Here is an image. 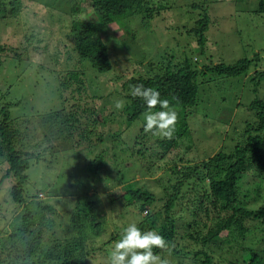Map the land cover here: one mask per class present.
<instances>
[{"label": "trees", "instance_id": "trees-1", "mask_svg": "<svg viewBox=\"0 0 264 264\" xmlns=\"http://www.w3.org/2000/svg\"><path fill=\"white\" fill-rule=\"evenodd\" d=\"M40 1L34 2L45 7L47 18H53L50 23L54 26L58 24L55 20L60 16L63 19L66 14L67 19L61 24L65 28V42L70 46H56L51 53L57 59L55 67L50 65L61 100L57 109L36 116L24 111L13 115V107L21 100L12 96V85L0 80V185L4 183L8 187L0 210H7L8 204L22 208V213L0 230V235L6 234L0 238V264H109L108 246L111 243L114 247L111 240L120 239L118 236L103 239L106 227L117 228L111 213L115 217L124 216L131 205L137 207L138 215L145 212L144 217L135 220L142 231L155 230L169 242L165 249H153L168 264H184V261L185 264H264V65L260 64L258 55L240 58L232 64L208 61L203 66L197 60L164 55L156 58L155 68L149 64L147 72L141 63L143 72L126 65L117 68L101 38L100 27L132 16L152 18L168 5L155 6L153 0ZM26 4L23 0H0V19L15 18L19 25L21 9L30 8ZM87 9L91 14L84 13ZM206 11L202 9L203 14L188 31L200 52L204 51L209 24ZM256 12L264 16V0H258ZM34 37L24 35L19 45L0 44V77L5 71L4 60L20 63L24 54L30 57L28 51L38 55L33 56L36 63H44L46 45L41 46ZM66 52L76 62L75 67L65 63L63 68L60 64ZM46 63H50L48 58ZM80 64L94 74L120 73L119 78L113 77L114 84L123 95L126 103L123 112L128 113L129 121L148 110L142 98L132 95L133 86L155 88L170 108L179 107L184 112L197 106L202 84L232 78L229 87L247 88L249 98L247 105L238 103L236 110L251 111V117L235 123L230 149L209 155L205 147L198 149L203 144L195 143L187 116L175 110L177 120L171 137L159 131L146 132L143 127L144 133L137 134L134 143L121 145L119 135H114V140L119 141L118 153L124 152L126 159L114 153V165L107 164L103 159L104 148L93 150L95 144L104 140L96 126L102 119L104 123L107 114H101L93 105L96 96L89 90L85 73L78 70ZM160 110L159 104L151 109ZM199 135L204 140L210 138L206 132ZM53 140L65 144L52 150ZM144 145L148 147L144 148L146 151L140 149ZM69 148L73 151L71 160L65 153ZM172 152L175 158L170 155ZM59 154L65 155L66 169L54 174ZM166 156L171 157L167 162L161 166L155 164L165 161ZM133 162L142 166L147 177L155 167L165 168L162 198L144 183L119 187L125 182L122 171ZM153 164L155 167L150 169ZM106 165L110 167L103 175ZM28 173L37 175V181L42 184L39 188ZM99 183L101 189H106L102 197L97 196ZM48 187L51 189L46 192ZM59 189H64V195L69 190L75 196L72 203L58 200L60 209L66 207L63 215L57 214L56 204L41 200V193L49 196ZM158 200L163 201L161 207L157 206ZM11 213L9 210L0 216L5 218ZM60 216H64V221Z\"/></svg>", "mask_w": 264, "mask_h": 264}, {"label": "rangeland", "instance_id": "rangeland-1", "mask_svg": "<svg viewBox=\"0 0 264 264\" xmlns=\"http://www.w3.org/2000/svg\"><path fill=\"white\" fill-rule=\"evenodd\" d=\"M23 1H27L26 7L30 8L21 9L18 15L19 25L15 18H12L13 21L0 19V44L19 45L23 42L22 38L24 35L33 34L35 35L34 39L39 41L41 46L46 45V47H43L46 60L44 63H36L37 59L33 57L36 54L31 51L27 52L31 53L30 57L24 54L20 63L7 58L4 60L5 71L1 75L0 80L4 79L12 85V96L21 100L18 106L13 107V115L24 111L36 116V113L42 114L49 110L57 109L61 102L54 80L55 73L50 65L55 67L57 59L51 53L57 48L56 46H70V44L65 42L63 30L65 28L61 24L63 19L66 21L67 16L65 14L66 18L64 16L63 19L60 16V20H55V23L58 21V24L54 26L50 23L53 18H47L48 13L45 7L35 3L34 1L36 0ZM45 1L48 0H41L40 2ZM153 2L155 6L166 4L169 7L160 10L152 18H144L141 15L132 16L128 20L100 27L101 38L107 45L110 58L117 68L123 69L126 65L131 70L137 69L139 72H143L140 70L141 67H139L141 63L145 67L143 70L146 69L147 72V69H149L148 65L152 63L153 68H155L158 63L155 61L156 58L158 59L164 55H169L179 60L186 58L193 61L197 60L199 66L205 65L208 61L232 64L240 58H252L258 55L260 64L264 65V16L256 12L258 0H153ZM203 3L207 4L204 5ZM201 4L203 5L201 6ZM201 7H203L204 12L206 8V14L209 18L203 52H200L195 38L188 33L199 19L202 13ZM86 12L91 14L88 9L84 13ZM80 17H85V14H80ZM47 58L50 63H46ZM71 58L70 53L66 52L65 56L60 60L63 68H65V63H71L75 67L76 62H73ZM80 63L87 65L86 62ZM81 64L78 70L85 73L86 81L90 84L89 90L96 96V101L93 102V105L101 114H107V117L104 118V123L102 119L99 125L96 126V131H101L104 140L101 143L96 142L97 144L94 145L93 150L95 151L97 148V150H101L103 147L105 150L103 159L106 160L107 164L114 165L113 163L116 160L112 154L119 155L121 159H126V155L122 151L118 153L117 143L119 144V141L114 140L113 136L119 135L118 139L121 145L134 143L137 134L142 135L144 133L145 113L134 121L127 119L128 113L125 114L123 112L126 105L125 100L123 101L120 89L118 90L117 85L114 84L113 77L119 78V72L94 74L89 68L86 70L83 66V68L80 67ZM233 80V78L227 81L217 79L211 83L202 84L199 89V101L197 102L196 111L193 110L196 107L184 112L179 107L175 108L180 115L183 116L185 114L187 116L186 121L195 143L200 146L201 143L199 141L202 142L203 145L198 149L202 150L205 147L209 155H213L221 149H230L232 147L230 139L233 138L235 123L242 121L241 119L244 117H251V111L244 112L242 108L240 111L236 110L238 103H241V106L247 105L249 98L247 88L243 86L239 88L229 87L228 82L233 83ZM117 102L121 104L119 109L115 107ZM205 132L210 137L208 140L202 139L199 135V133L204 134ZM61 144H65L64 141L55 142L53 140L51 149L55 150ZM144 148L148 147L144 145L140 149L146 151ZM65 153L68 159L70 158L69 160H71L73 156L72 149L69 148ZM170 155L175 158L174 152ZM140 158L142 159V156ZM170 158V156H166L165 161H157L155 164L161 166ZM56 159L57 165L53 169L54 174L65 168V155L59 154ZM62 165L64 166L62 167ZM149 165L150 163L147 164L148 168ZM109 167L110 165H106L103 168V175ZM154 167L153 164L150 169ZM156 168L158 169L156 170ZM164 169L155 167L153 174L147 177L144 169L142 170V166L138 162H133V165H127L126 169L122 171L125 182L119 187L122 188L123 185L133 182L134 184L135 182L136 184L144 183L158 198H162L161 184ZM46 173L45 168L44 174ZM28 174L29 178L35 180V185L39 188L42 184L37 181V175ZM40 175L38 173V176ZM100 187L101 183H99L97 189L98 197H102V193L106 191V189L103 190ZM7 188L4 183L0 185V203L7 196ZM67 188L72 190L69 186ZM50 189L48 187L46 192L47 190L50 191ZM63 193L64 189L53 190V193H50L49 196L41 193V200L56 204L57 214L63 215L66 207L60 209V204H57L58 200L65 199V203H72L75 200L72 191L68 190L69 194L65 192V195ZM162 203L163 201L158 200L157 206L161 207ZM103 204H106V202H103ZM6 208L7 210L4 212L0 210V215H5L6 211L8 212L9 210L12 213L5 218L0 216V230L2 227L7 228L8 224L22 213L21 207L16 208L12 204H8ZM138 213V209L134 205L126 209L124 216L118 215L115 217L116 214L111 213V219L117 228L106 227L103 239L107 241L110 236L121 238L124 228L129 223L135 222L138 217L144 215V213L140 215ZM60 218L64 221V216H60ZM58 232L60 231L58 230ZM4 236L6 234L2 233L0 238ZM111 242L115 243V240L113 239ZM108 247L110 250L113 248L111 243ZM185 262L187 261H184V264Z\"/></svg>", "mask_w": 264, "mask_h": 264}, {"label": "clouds", "instance_id": "clouds-1", "mask_svg": "<svg viewBox=\"0 0 264 264\" xmlns=\"http://www.w3.org/2000/svg\"><path fill=\"white\" fill-rule=\"evenodd\" d=\"M133 96L142 98L147 106L144 114V130L159 131L165 137H171L175 131L177 113L169 107L167 100L160 98L158 90L144 85L133 86ZM160 111L152 112L156 105ZM120 108L119 102L115 105ZM145 215V212H143ZM169 247V242L155 230L142 231L136 222L129 223L123 230L121 238L117 240L109 253V264H168L166 259L153 251Z\"/></svg>", "mask_w": 264, "mask_h": 264}]
</instances>
